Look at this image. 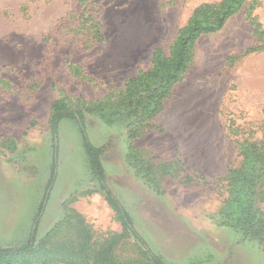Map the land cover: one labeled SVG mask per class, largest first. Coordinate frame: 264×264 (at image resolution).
Wrapping results in <instances>:
<instances>
[{"label":"rangeland","instance_id":"rangeland-1","mask_svg":"<svg viewBox=\"0 0 264 264\" xmlns=\"http://www.w3.org/2000/svg\"><path fill=\"white\" fill-rule=\"evenodd\" d=\"M217 1L0 0V244H20L34 226L42 237L67 208L97 233L122 230L75 123L62 119L54 138L50 104L84 108L119 93L151 66L155 47L169 54L195 7ZM253 18L264 29V0L197 38L183 79L143 133L114 111L85 112L105 183L146 243L175 264H264V238L223 220L228 177L243 167L238 143L264 135V40ZM129 146L154 174L138 171ZM255 199L264 214V182Z\"/></svg>","mask_w":264,"mask_h":264},{"label":"trees","instance_id":"trees-1","mask_svg":"<svg viewBox=\"0 0 264 264\" xmlns=\"http://www.w3.org/2000/svg\"><path fill=\"white\" fill-rule=\"evenodd\" d=\"M248 1L220 0L199 4L177 31L169 54L155 47L151 66L128 77L119 93L90 102L84 108L71 106L63 98L51 102L48 121L54 138L62 119L75 123L82 135L91 175L99 184L104 200L114 211L115 219L121 223L122 230L97 233L84 214L67 208L64 218L42 237L36 235L34 226L27 239L20 244H0V264H175L146 243L134 227L129 212L105 183L102 149L87 138L85 112L114 111L125 121L131 134L143 133L151 126L152 117L163 108L173 84L181 80L189 68L197 38L220 30L226 20ZM252 22L254 33L264 40V29L254 18ZM91 26L94 27L93 33L102 38L98 23L91 19ZM75 73L85 76L77 66ZM238 149L243 155V167L234 175L227 176L231 189L224 205L223 220L238 227L245 237L264 238V214L255 204L257 189L264 182V135L261 139L242 140ZM136 154V149L129 146L128 159H135L138 171L144 172V177L154 174L152 171L156 166ZM155 180V177L150 179V183L155 184Z\"/></svg>","mask_w":264,"mask_h":264},{"label":"crops","instance_id":"crops-1","mask_svg":"<svg viewBox=\"0 0 264 264\" xmlns=\"http://www.w3.org/2000/svg\"><path fill=\"white\" fill-rule=\"evenodd\" d=\"M183 79V78H182ZM177 83V82H176Z\"/></svg>","mask_w":264,"mask_h":264}]
</instances>
